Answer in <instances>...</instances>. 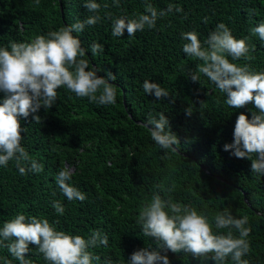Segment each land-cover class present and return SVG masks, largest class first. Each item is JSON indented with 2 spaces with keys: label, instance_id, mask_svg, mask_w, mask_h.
I'll list each match as a JSON object with an SVG mask.
<instances>
[{
  "label": "trees",
  "instance_id": "16d2710c",
  "mask_svg": "<svg viewBox=\"0 0 264 264\" xmlns=\"http://www.w3.org/2000/svg\"><path fill=\"white\" fill-rule=\"evenodd\" d=\"M85 2L0 0V47L28 42L98 14L101 19L96 25L73 35L87 50L84 58L90 69L99 68L98 76L111 72L117 77L109 81L117 86L114 105L101 106L61 87L50 109L41 107L38 113L20 118L21 146L43 165V171L21 175L15 160L0 166V228L23 214L48 219L56 230L85 239L98 230L109 242L107 247L88 249L100 257L93 264H104L106 259L127 264L133 252L156 247L154 238L143 235L137 217L143 204L159 193L163 199L171 197L195 207L213 223L214 233L227 232L215 229L213 220L226 208L237 218L248 216L251 251L242 259L264 264V175L251 172L250 159L224 150L225 144L233 143L238 115L244 113L251 120L258 110L254 102L240 109L229 107L225 94L198 73L202 61L182 51L187 41L181 37V33L195 31L204 45L209 33L223 22L235 38L250 37L247 43L253 59L228 57L230 62L247 63L250 70L264 72V41L251 34L253 27L264 22V0H147L158 14L169 4L174 9L158 15L154 28L145 26L132 37L126 29L123 36L114 37L113 20L146 14L145 0H119L118 7L113 0H96L101 5L98 13L89 12ZM175 7L182 11L176 12ZM93 42L104 45V51L93 56ZM190 72L197 73L199 81L193 82ZM145 80L158 83L169 95L156 98L154 93H145ZM3 99L0 92V103ZM188 107L191 116L185 115ZM159 113L170 122L166 131L171 130L180 141L178 152L168 150L165 155L151 139L148 127L152 126L145 127L149 116L158 118ZM33 115H39L41 122H34ZM64 166L74 171L68 183L86 195L85 201H68L59 189L55 177ZM156 185H163L164 190ZM169 188L173 190L168 192ZM54 200L65 207L63 215L55 212ZM11 242L0 237V264H20L8 251ZM25 255L31 264H50L36 245L29 244ZM161 255L168 256L169 264H215L212 254L207 259L183 251H161ZM225 264L235 262L228 257Z\"/></svg>",
  "mask_w": 264,
  "mask_h": 264
},
{
  "label": "clouds",
  "instance_id": "9594fccd",
  "mask_svg": "<svg viewBox=\"0 0 264 264\" xmlns=\"http://www.w3.org/2000/svg\"><path fill=\"white\" fill-rule=\"evenodd\" d=\"M113 4L118 7L119 0H113ZM84 7L89 12L98 13L101 5L96 0H86ZM173 9L174 5L169 4L158 14L152 4L145 0L146 14L136 19L115 18L112 35L121 37L126 29L128 36L132 37L137 31H143L145 26L154 28L158 15L164 16ZM175 11L181 12L182 9L175 7ZM100 19L98 14L92 15L82 22L77 20L46 35H37L28 42H10L8 47H0V92L4 93L3 102L0 103V166L6 167L10 160H15L21 175L43 171V165L31 159L21 146L24 128L21 127L20 118L26 119L30 114L38 113L41 107L50 109L57 100V89L66 88L77 97H87L90 102L101 106L116 103L117 86L109 81H115L117 77L111 72L98 76L99 68L90 69L89 61L84 58L87 50L82 47L81 40L73 35L74 32H82L86 26L96 25ZM251 34L258 35L264 41V22L253 27ZM181 37L187 41L182 51L202 61L198 65V73L204 74L225 94V103L229 107L240 109L254 102L258 112L252 113L251 120L244 113L238 115L233 143L225 144L224 150H231L230 154L236 158L250 159L251 172L264 175V72L250 70L247 63L239 66L228 59H253L247 43L250 37L235 38L223 22L209 33L204 45L195 31L181 33ZM90 48L93 56L104 51V45L97 42H93ZM189 76L193 82L199 81L197 73L190 72ZM143 91L154 93L156 98L169 95L158 83L148 80L143 82ZM192 113L191 107L185 109L186 116ZM33 120L40 123L41 117L33 115ZM145 127H148L151 139L164 150L165 155L168 150L179 151L177 135L171 130L166 131L170 129V122L164 113H159L158 118L150 115ZM253 154L256 159H252ZM73 174L71 167L64 166L56 175L55 182L68 201L83 202L86 195L68 183ZM156 188L164 190L163 185H156ZM172 190L167 189L168 192ZM52 207L60 215L65 212L59 200H54ZM213 220L215 229H227V232L214 233L213 223L192 205L174 202L171 197L163 199L159 193H154L150 201L141 207L137 223L144 236L154 238L156 247L133 252L127 264H160L161 261L169 264L168 256L161 255V251H183L202 259L212 254L215 264H225L228 257L235 264H248L246 259H242L251 251L247 239L251 232V228L246 226L248 216L237 218L226 208L217 213ZM233 230L238 236L234 235ZM0 237L4 241H12L7 245L8 251L20 264H31L25 259L29 244L36 245L50 264H93V260L99 261L100 257L93 256L88 249L107 247L109 242L108 236L98 230H93L85 239L56 230L48 219L35 216L26 218L23 214L4 222ZM104 264H112V261L106 259Z\"/></svg>",
  "mask_w": 264,
  "mask_h": 264
},
{
  "label": "water",
  "instance_id": "95a60500",
  "mask_svg": "<svg viewBox=\"0 0 264 264\" xmlns=\"http://www.w3.org/2000/svg\"><path fill=\"white\" fill-rule=\"evenodd\" d=\"M123 106H124V104H123ZM125 107V106H124ZM243 201H245L246 202V199L245 198H243Z\"/></svg>",
  "mask_w": 264,
  "mask_h": 264
}]
</instances>
